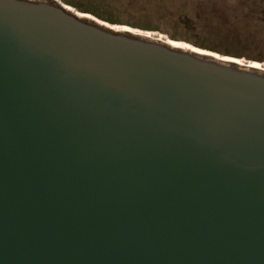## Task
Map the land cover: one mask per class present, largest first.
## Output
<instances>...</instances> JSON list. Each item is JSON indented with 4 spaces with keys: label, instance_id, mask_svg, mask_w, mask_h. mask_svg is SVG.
<instances>
[{
    "label": "water",
    "instance_id": "1",
    "mask_svg": "<svg viewBox=\"0 0 264 264\" xmlns=\"http://www.w3.org/2000/svg\"><path fill=\"white\" fill-rule=\"evenodd\" d=\"M0 264H264V65L0 0Z\"/></svg>",
    "mask_w": 264,
    "mask_h": 264
},
{
    "label": "rangeland",
    "instance_id": "2",
    "mask_svg": "<svg viewBox=\"0 0 264 264\" xmlns=\"http://www.w3.org/2000/svg\"><path fill=\"white\" fill-rule=\"evenodd\" d=\"M111 25L264 65V0H61Z\"/></svg>",
    "mask_w": 264,
    "mask_h": 264
}]
</instances>
